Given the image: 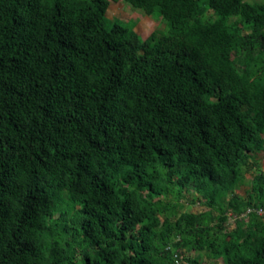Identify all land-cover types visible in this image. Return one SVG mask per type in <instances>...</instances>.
Listing matches in <instances>:
<instances>
[{
  "label": "trees",
  "instance_id": "trees-1",
  "mask_svg": "<svg viewBox=\"0 0 264 264\" xmlns=\"http://www.w3.org/2000/svg\"><path fill=\"white\" fill-rule=\"evenodd\" d=\"M121 1L0 0V264H264V1Z\"/></svg>",
  "mask_w": 264,
  "mask_h": 264
},
{
  "label": "rangeland",
  "instance_id": "rangeland-1",
  "mask_svg": "<svg viewBox=\"0 0 264 264\" xmlns=\"http://www.w3.org/2000/svg\"><path fill=\"white\" fill-rule=\"evenodd\" d=\"M109 5L106 11V15L109 19L113 20L114 18H118L119 20L126 22L128 20H134L135 26L134 30L140 35V37L145 38L149 33L154 31L155 29H161L164 27L162 20H156L147 16L136 9H132L127 4L123 3L121 0H108ZM247 2H262L264 0H244ZM210 14V13H209ZM219 21L221 22H230L232 21V17L223 15L219 17ZM234 22H240L238 20H233ZM253 167H251L250 171L243 175V182L236 187L235 193L246 196V193L249 189L250 183L249 181L252 177L258 172H264V152L260 151L253 154ZM253 197L256 201H260V197L258 195L253 194ZM205 209L202 198L198 197V195L193 192L191 189H186L182 193L181 198L177 203V210L179 212H199ZM172 214V212H169ZM229 218L226 222V229H233L236 226V222L234 216L230 214ZM76 240L78 243H83L86 240V236L82 233H78L76 236ZM206 250L202 245H199L194 250L185 249V256L192 257L198 255L201 257V260L205 258ZM218 264H222L219 261Z\"/></svg>",
  "mask_w": 264,
  "mask_h": 264
},
{
  "label": "built area",
  "instance_id": "built-area-1",
  "mask_svg": "<svg viewBox=\"0 0 264 264\" xmlns=\"http://www.w3.org/2000/svg\"><path fill=\"white\" fill-rule=\"evenodd\" d=\"M263 212H264V209H258V210H257V213H258V214H262Z\"/></svg>",
  "mask_w": 264,
  "mask_h": 264
}]
</instances>
